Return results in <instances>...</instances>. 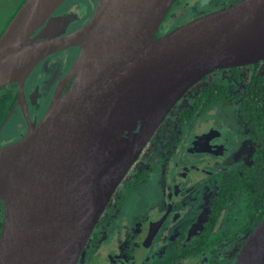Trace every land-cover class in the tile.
<instances>
[{
    "label": "water",
    "instance_id": "obj_1",
    "mask_svg": "<svg viewBox=\"0 0 264 264\" xmlns=\"http://www.w3.org/2000/svg\"><path fill=\"white\" fill-rule=\"evenodd\" d=\"M65 1L25 0L0 35V89L16 82L21 94L46 56L80 46L70 87L0 148V264H77L116 188L185 94L215 70L264 60V0H241L160 37L175 0H98L69 33L77 16L53 15ZM235 264H264V218Z\"/></svg>",
    "mask_w": 264,
    "mask_h": 264
},
{
    "label": "flooded vegetation",
    "instance_id": "obj_2",
    "mask_svg": "<svg viewBox=\"0 0 264 264\" xmlns=\"http://www.w3.org/2000/svg\"><path fill=\"white\" fill-rule=\"evenodd\" d=\"M239 1L175 0L155 37ZM97 3L98 0L94 5L83 6L77 1L66 0L53 15L74 13L77 16L68 26L69 33L90 20ZM79 52L80 46H72L46 56L24 81L22 94L16 82L1 88L2 92L11 90L15 100L0 124V148L25 136L30 126L38 124L44 117L53 97L70 87L72 81L66 78ZM60 53L72 54L74 58L71 60L70 56L65 55L64 59H56ZM66 59L71 60L67 65L64 64ZM252 65L238 66L243 70L244 82L252 77ZM232 68L218 69L203 77L168 114L167 120H164L162 127H159L116 188L77 264H228L224 262L220 249L237 236L244 235L246 239L257 225L248 233L243 231L248 221V211L241 193L215 221L210 219L212 204L226 182V175L233 171L235 173L242 165L222 168L228 166L226 162L235 153L234 137L228 132L227 125H220L214 120L212 106L223 102L211 103L205 110L197 111L187 122H184L181 114L191 107L197 91L213 80L226 82L230 95L231 83L244 88L245 83L235 79ZM15 117L19 121L16 137L2 141V134ZM196 122L200 123V128L195 126ZM248 137L253 151L249 162L244 164L251 163L255 149L254 142ZM178 148L188 156L183 164L174 154ZM151 181L155 182L158 202L148 203L140 213L137 210L138 213L134 214L133 196ZM204 187L212 191V197L203 218L202 207L197 202L191 203L188 193ZM198 237L221 239L211 247L201 243V246L193 248L192 242Z\"/></svg>",
    "mask_w": 264,
    "mask_h": 264
},
{
    "label": "trees",
    "instance_id": "obj_3",
    "mask_svg": "<svg viewBox=\"0 0 264 264\" xmlns=\"http://www.w3.org/2000/svg\"><path fill=\"white\" fill-rule=\"evenodd\" d=\"M24 1L19 0L15 10L1 26L0 35ZM252 68V77L245 82L241 67L232 68L235 79L245 83L239 113L248 135L255 144L252 161L250 164L239 166L235 173L233 171L226 175V182L212 204V214L210 215V219L215 221L223 210L234 201L237 194L241 193L245 197V208L248 211V221L243 226V231L247 233L264 218V60L253 64ZM2 90L0 89V124L15 100V95L11 90H5V92ZM230 97L227 83L213 80L197 91L191 107L182 112L181 118L187 122L197 111L205 110L213 102L225 103ZM3 216L4 205L0 200V233ZM220 239L218 237H198L192 242V247L201 246V243L211 247Z\"/></svg>",
    "mask_w": 264,
    "mask_h": 264
},
{
    "label": "rangeland",
    "instance_id": "obj_4",
    "mask_svg": "<svg viewBox=\"0 0 264 264\" xmlns=\"http://www.w3.org/2000/svg\"><path fill=\"white\" fill-rule=\"evenodd\" d=\"M70 2H78L79 4L87 5V4H95L97 0H69ZM19 0H0V29L1 26L9 18L10 14L15 10ZM16 13V12H15ZM12 19V18H11ZM10 22V21H9ZM8 25V24H7ZM6 28V27H5ZM4 28V29H5ZM66 56H70V59L73 60L74 56L68 53H60L57 54L56 59H64ZM70 59H66L64 64L67 65ZM231 89V97L225 103H216L212 106L214 120L220 125H227L229 127V133L234 137V155L229 157V160L226 162L228 166H224L222 168H234L237 165L244 164L249 162L251 153L253 151V144L250 138L247 135L246 126L242 121L239 113L240 101L244 93V88L241 86H234V84H230ZM191 94V93H190ZM189 94V95H190ZM188 95V94H187ZM186 97V96H185ZM186 100H183L185 102ZM180 104V103H179ZM178 104V105H179ZM182 104V103H181ZM167 120V119H166ZM19 123L17 117L9 123L7 129H5L2 134V141H9L16 137L17 134V124ZM195 126L200 128V123L196 122ZM162 127V126H161ZM158 131V130H157ZM4 135V136H3ZM175 156L180 158L181 163H185L188 160V156L182 149L178 148L175 150ZM155 182L151 181L147 183L144 187L142 186L138 192L133 196L132 203L134 214L141 212L142 208L146 204H152L158 202V195L155 193ZM188 199L191 203H198L200 207H202V217L205 216L206 207L209 206L210 199L212 197V191L207 189L206 187L200 188L195 191H190L188 193ZM245 202V197H244ZM245 240L244 235L237 236V238H233L228 243H225L220 249L221 255L224 256V262L228 264H233L237 255L241 249L243 241Z\"/></svg>",
    "mask_w": 264,
    "mask_h": 264
}]
</instances>
